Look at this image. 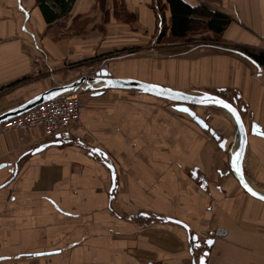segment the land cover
Segmentation results:
<instances>
[{"label":"crops","instance_id":"0c3cea01","mask_svg":"<svg viewBox=\"0 0 264 264\" xmlns=\"http://www.w3.org/2000/svg\"><path fill=\"white\" fill-rule=\"evenodd\" d=\"M182 1L231 22L218 34L200 26L179 38L170 32L166 0H0V97L22 101L67 81L76 62L140 47L139 57L111 58L107 71L218 91L264 132V67L245 53L264 52V0ZM189 37L196 43L169 59V38L178 44ZM81 97L80 125L66 134L46 140L39 130H0V264H199L204 250L206 264H264V225H249L244 201L264 202L241 193L223 170L225 151L205 130L149 95L105 89ZM217 113L214 120L226 116L234 132L230 117ZM262 147L264 138L250 134L241 166L248 169ZM106 163L115 170L114 188ZM168 217L185 222L201 246L192 247Z\"/></svg>","mask_w":264,"mask_h":264},{"label":"water","instance_id":"95a60500","mask_svg":"<svg viewBox=\"0 0 264 264\" xmlns=\"http://www.w3.org/2000/svg\"><path fill=\"white\" fill-rule=\"evenodd\" d=\"M105 89L137 91L141 94H147L149 96L163 99L172 103V108L175 111L186 114L189 119L199 128L207 131L210 136L218 143V146L223 150L227 148V140L221 137V135L218 134L216 130L206 122L205 119L200 117L195 112L194 108L214 107L224 110L230 115V117H232L235 122V139L234 143L229 149L228 172H230L235 177L245 193L259 201L264 202V192L258 191L250 184L241 168V161L248 142V136L252 134L264 138V132L262 131L261 127L255 122L247 124L242 115V112L244 111L243 108L237 106L236 102H231L220 96L218 94V91L217 93L206 91H188L174 88L168 85L141 80L134 77L112 76L106 69H101L100 71L94 73V75H81L74 79L48 87L22 100L20 103L14 106L5 108L3 111H0V124L21 115L46 101L60 98L76 92L90 91L94 94H98ZM224 105H228V108H225ZM229 108L232 111H229ZM40 148H42V146L38 147L35 151H38ZM91 151L95 152L98 155H101L103 158H107V155L98 148L91 149ZM106 164L111 172L112 188H114V181L116 176L115 170L112 165H110L109 163ZM192 175L193 177L197 176L196 169L192 171ZM225 175L227 174L225 173ZM199 179L202 182L201 185L204 187L206 183L204 178L202 176H199ZM253 193H255V195ZM164 220L182 226L187 231L189 240L193 243L192 247L201 246V242L198 240V235L196 233L190 232V227L185 222L171 217L165 218ZM204 243L208 247H211L214 243V238L208 237L204 241ZM208 254L209 251L204 250L199 258L198 263L206 264V257L208 256Z\"/></svg>","mask_w":264,"mask_h":264},{"label":"rangeland","instance_id":"374dc122","mask_svg":"<svg viewBox=\"0 0 264 264\" xmlns=\"http://www.w3.org/2000/svg\"><path fill=\"white\" fill-rule=\"evenodd\" d=\"M158 7H159V15H160V17H163L164 12L160 8V6H158ZM167 25H168V22L166 21V19H164L163 23L161 25L162 28L163 29L166 28ZM199 27H200L199 25H196L197 29ZM196 34L198 35L199 33H196ZM189 39H191V41L190 40H187V41H185V40L180 41L179 40L180 42L178 44H180V45H178L176 43L177 39L169 38V42H168L169 46L167 49L169 59H171L173 61L175 60V57H173V55L175 54V51H177L176 49H180V48L181 49H184V48L189 49V48H191L192 45H194L196 43V41L194 42V37L193 38L189 37ZM195 39L201 40L199 42H202L203 40H205V38H203V37L201 38V36L195 37ZM157 43H159V42H157ZM150 46L151 45H147V47H150ZM150 49H152L150 51L153 53L154 56L159 57L160 49L156 50L155 46H154V48L150 47ZM141 50H143V49L140 47L137 48L136 51H135V48H131V49L126 48V49H121L117 52H113V53H111V55H108L106 57H102V58L96 57V58L84 59L82 61L76 62V63L71 65L70 71H68V72H72L71 77L65 78L63 80H67V81L71 80V78L76 77V75H78V76L93 75L95 70L97 71L99 68L103 67L104 65H106V67H108L110 65V60H112L111 58L115 59V57H120V59H123L121 61L124 62V61H126V59L130 58L131 56H133L132 58L141 56L143 54ZM151 52H148V53L151 54ZM148 53H145V54H148ZM123 91H125V90H123ZM125 93L126 94L131 93V95H134V94L141 95V93H139L137 91H130V90H126ZM4 99H5L4 96L0 97V111L4 110L5 108H8L10 106H14V105L21 102V100H20V101H11L13 103H11L10 101H9V103L8 102L5 103L6 99L5 100ZM198 109H200V110H198ZM197 110L199 113L197 112ZM218 110L220 112L223 111V110L221 111L220 109H218ZM218 110H217V108H214V107H212V108H200L199 107L196 109V112L203 119H205L209 125H211V126L216 125L225 134L229 135V138H228V141H229L228 144L229 145L227 144L228 147L224 150L225 152L222 154L223 155L222 160L224 161L223 162V170H229V166L226 163L227 158H228L226 152L229 154V149L231 148L232 144L234 143L235 126H231V127H233V131H234V132H232V130H230L228 128L230 122L227 120L226 121L227 123H225V121H224L226 116L224 117L223 120L215 121L214 119L216 118V115L218 114L217 113ZM205 132H206L205 133L206 135H208L210 138H212L207 131H205ZM250 157H251L250 159H251L252 165H247L249 170L244 168L243 166H241L242 171L244 172L245 176L248 177V180L252 181V183L255 184V187H257L258 189L264 190V147H262V149L261 148L257 149L253 158H252V155H250ZM245 159H246V157H245ZM247 159H249V158L247 157ZM248 164H249V162H248ZM245 169H246V171L248 170L249 173L246 172ZM240 189H241V193H242L243 190H242V188H240ZM243 193H245V192H243ZM244 208L246 210L251 211V212H249L248 219H247L249 225H251V226H263L264 225V223H263L264 222V204H262L260 202L256 203V202H252V201L247 200V201H244Z\"/></svg>","mask_w":264,"mask_h":264},{"label":"built area","instance_id":"2783aa9c","mask_svg":"<svg viewBox=\"0 0 264 264\" xmlns=\"http://www.w3.org/2000/svg\"><path fill=\"white\" fill-rule=\"evenodd\" d=\"M41 58L34 60L35 72L40 65ZM106 69V65L99 68L94 73ZM93 74V73H92ZM94 75V74H93ZM82 92L72 93L60 98L46 101L35 108L16 116L2 124V132H18L22 136H27L34 130H39L41 139L49 140L55 135L66 134L71 128L80 125V110L83 105Z\"/></svg>","mask_w":264,"mask_h":264},{"label":"trees","instance_id":"16d2710c","mask_svg":"<svg viewBox=\"0 0 264 264\" xmlns=\"http://www.w3.org/2000/svg\"><path fill=\"white\" fill-rule=\"evenodd\" d=\"M166 2L171 14L170 32L175 37L186 36L196 25L218 34L224 31L231 22L230 17L226 14L219 11H210L203 5L191 7L182 0H166ZM245 53L253 61L264 67V52L245 50Z\"/></svg>","mask_w":264,"mask_h":264},{"label":"bare ground","instance_id":"6f19581e","mask_svg":"<svg viewBox=\"0 0 264 264\" xmlns=\"http://www.w3.org/2000/svg\"><path fill=\"white\" fill-rule=\"evenodd\" d=\"M126 91V90H125ZM145 95H147V94H145ZM222 110V109H221ZM3 111V110H2ZM224 111V110H223ZM225 112V111H224ZM226 113V112H225ZM229 117H230V115L228 114V113H226ZM230 119L232 120V123H233V125H234V120L232 119V117H230ZM247 179H248V177H246ZM249 182H250V184L255 188V189H257L258 191H261V192H264V190H261V189H258L257 187H255V184H253L252 183V181H250V180H248Z\"/></svg>","mask_w":264,"mask_h":264},{"label":"snow or ice","instance_id":"6c2138e0","mask_svg":"<svg viewBox=\"0 0 264 264\" xmlns=\"http://www.w3.org/2000/svg\"><path fill=\"white\" fill-rule=\"evenodd\" d=\"M225 108H228V105H224ZM229 111H232L230 108H229ZM255 195V193H253ZM195 239V238H193Z\"/></svg>","mask_w":264,"mask_h":264}]
</instances>
